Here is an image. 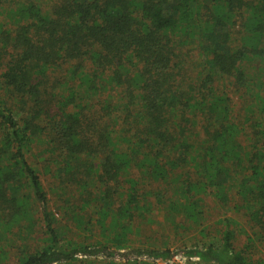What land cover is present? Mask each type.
<instances>
[{"label": "trees", "instance_id": "16d2710c", "mask_svg": "<svg viewBox=\"0 0 264 264\" xmlns=\"http://www.w3.org/2000/svg\"><path fill=\"white\" fill-rule=\"evenodd\" d=\"M263 255L264 0H0V264Z\"/></svg>", "mask_w": 264, "mask_h": 264}, {"label": "rangeland", "instance_id": "374dc122", "mask_svg": "<svg viewBox=\"0 0 264 264\" xmlns=\"http://www.w3.org/2000/svg\"><path fill=\"white\" fill-rule=\"evenodd\" d=\"M45 184L47 185V182ZM210 211L212 215L203 225L183 232L181 229H174L175 227L169 224L168 219L163 216V212L156 209L143 220H139L141 222L135 225L134 233L130 234L131 245L155 249H174L185 245L192 246L197 241H199V245H202L204 241H216L217 243L219 242L218 236L221 224L216 222V220L220 218L216 217L217 210H215V207H212ZM202 230L205 232H201ZM208 230L211 234H207ZM236 246L238 248L242 247V239L236 240Z\"/></svg>", "mask_w": 264, "mask_h": 264}, {"label": "built area", "instance_id": "2783aa9c", "mask_svg": "<svg viewBox=\"0 0 264 264\" xmlns=\"http://www.w3.org/2000/svg\"><path fill=\"white\" fill-rule=\"evenodd\" d=\"M163 264H207L199 258L176 256L171 262Z\"/></svg>", "mask_w": 264, "mask_h": 264}]
</instances>
